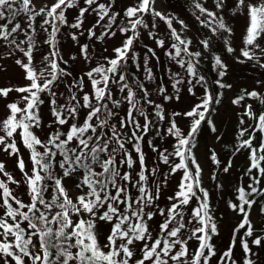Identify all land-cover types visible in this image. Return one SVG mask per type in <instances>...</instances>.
I'll return each instance as SVG.
<instances>
[{
	"label": "snow or ice",
	"instance_id": "obj_1",
	"mask_svg": "<svg viewBox=\"0 0 264 264\" xmlns=\"http://www.w3.org/2000/svg\"><path fill=\"white\" fill-rule=\"evenodd\" d=\"M9 69L0 264H264V0H0Z\"/></svg>",
	"mask_w": 264,
	"mask_h": 264
},
{
	"label": "rangeland",
	"instance_id": "obj_2",
	"mask_svg": "<svg viewBox=\"0 0 264 264\" xmlns=\"http://www.w3.org/2000/svg\"><path fill=\"white\" fill-rule=\"evenodd\" d=\"M233 73H234V78L237 79V81L239 82V80L242 78L243 76V73H241L239 71V69H233ZM8 76V77H11L13 75L11 69H9L8 73L5 74V73H0V83H3L4 82V79H5V76ZM219 119L223 120L224 121V124H225V128L229 127L230 126V123L229 121L227 120L226 117H219ZM198 156L199 158L201 159V161H203V149L201 148L200 152L198 153Z\"/></svg>",
	"mask_w": 264,
	"mask_h": 264
}]
</instances>
